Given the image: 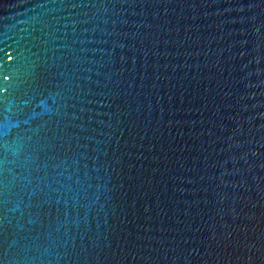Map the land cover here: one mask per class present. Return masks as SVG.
I'll list each match as a JSON object with an SVG mask.
<instances>
[{"label":"water","instance_id":"1","mask_svg":"<svg viewBox=\"0 0 264 264\" xmlns=\"http://www.w3.org/2000/svg\"><path fill=\"white\" fill-rule=\"evenodd\" d=\"M0 264H264V0H0Z\"/></svg>","mask_w":264,"mask_h":264}]
</instances>
